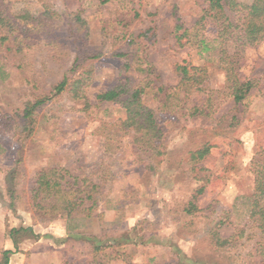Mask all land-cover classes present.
Here are the masks:
<instances>
[{
    "label": "rangeland",
    "instance_id": "rangeland-1",
    "mask_svg": "<svg viewBox=\"0 0 264 264\" xmlns=\"http://www.w3.org/2000/svg\"><path fill=\"white\" fill-rule=\"evenodd\" d=\"M101 2L0 0V13L19 26L13 35L0 27V39L10 37L4 45L0 42V248L13 252L11 264H259V233L247 224L254 187L251 164L264 151V98L256 90L242 104L223 101L211 117L187 116L192 100L185 109H163L157 90L162 87L169 93L179 86V65L205 68L213 91L221 93L225 87L218 43L209 44L212 51L201 54L196 32L189 34L192 41L185 46L176 38L177 24L189 31L194 28L204 0ZM26 12L57 14L55 28L77 15L85 22L74 21L68 27L85 33L88 44L104 54L92 63L95 80L88 89L87 111H82L84 103L63 94L37 112L34 121L22 123L27 104L41 92L49 93L62 78L65 69L59 71L57 62L69 58L63 53L53 60L36 45L25 48L30 50L27 59L33 72L17 69V47L24 46L27 37L38 39L40 32L47 33V26H42L40 32L22 34L16 41L20 17ZM204 34L208 41L215 38L211 25ZM114 52L131 55L128 68L111 56ZM241 74L245 79L264 75V42L245 53ZM120 80L131 87H148L144 103L155 110L163 132L162 162L155 171L133 162L130 138L120 127L126 117L123 105L95 100L98 91ZM109 142H118L119 151L109 154ZM203 146L210 147V155L194 166L189 153ZM58 167L99 184L106 194L99 207L103 216L85 221L72 234L68 220L31 211L26 195L16 202V211L9 209L6 182L13 168L18 170L13 182L21 188L28 187L41 169ZM194 168L201 170L197 177H206L205 181L193 179ZM201 186L204 191L198 195ZM194 196L199 211L188 215L185 208ZM14 228H33L36 238L16 250L8 236ZM103 230L110 231L103 235ZM127 231L135 242L116 246L111 236ZM80 233L100 236L94 240L99 250L89 248ZM214 234L230 243L218 247Z\"/></svg>",
    "mask_w": 264,
    "mask_h": 264
},
{
    "label": "trees",
    "instance_id": "trees-1",
    "mask_svg": "<svg viewBox=\"0 0 264 264\" xmlns=\"http://www.w3.org/2000/svg\"><path fill=\"white\" fill-rule=\"evenodd\" d=\"M122 0H102L101 4ZM124 1V0H123ZM127 2V1H126ZM205 7L202 16L196 22L194 28L189 31L182 24L176 25V38L181 46L189 44L190 33L196 32V45L201 54L212 51L209 44L218 43L220 68L225 73L226 81L223 92H216L210 89L208 84L209 76L205 68L192 65H179L180 83L179 86L165 93L164 88L157 90L161 99L163 109L174 112L185 109L184 105L193 101V106L188 108L189 117H211L223 101L232 100L235 104H242L253 91H259L264 98V75L251 79L241 76L244 55L249 49H255L264 42V0H252L251 5L241 4L237 0H204ZM177 22L180 18L174 11ZM54 17L57 14L45 12L41 14L23 13L21 18V33L16 38L20 41L22 34L40 32L42 26L46 27L47 33L42 34L38 39L31 37L26 39L24 46H18L15 56L18 57L17 69L23 73L33 72V63L30 59V50L25 48L35 47L47 54L48 58L56 60L62 54L69 55L67 62L59 63V71L65 69L62 78L51 86L49 93H40L34 101L27 104L24 110L22 123L35 120L36 113L45 105L57 97L66 94L76 102L84 103L82 111H87L91 106L88 89L94 82L92 63L104 57L100 50L93 49L87 42V35L76 31L74 26L69 24L76 21L81 24L85 22L80 16H73L68 19L67 25L54 27ZM211 25L215 30V38L208 41L205 38V31ZM56 26V25H55ZM0 27L7 29L8 34L13 35L19 31V26L14 21L8 20L0 13ZM16 27V28H14ZM9 36L0 39L2 45L9 40ZM73 38V39H72ZM187 41L183 43L182 41ZM72 53V54H71ZM70 56L73 57L69 65ZM112 57L123 60L125 68L129 67V53H112ZM69 65V66H68ZM67 66V67H66ZM145 71L149 72L146 65ZM244 78V79H242ZM128 81V80H126ZM34 89H39L37 83H33ZM148 87H131L125 81H119L107 90L98 91L95 100L99 103H120L123 105L126 117L120 127L123 134L129 136L133 162L139 163L145 169L155 171L161 164L159 157L161 145L159 144L163 132L159 128L156 112L144 103V97ZM225 97V100L221 96ZM25 126V124H23ZM118 126V125H117ZM27 125L24 127L26 130ZM120 149L118 142H109L107 152L115 153ZM189 161L197 166L205 161L210 155V147L203 146L190 151ZM253 174V192L249 203L248 227L257 230L259 240L256 242L259 264H264V151L256 157L251 164ZM202 169V168H201ZM201 170L194 168L193 174L197 181H205L198 178L197 173ZM18 172L13 168L7 176L6 192L9 200V209L17 210L16 202L23 199L22 195L28 196L29 209L33 212H42L51 216H59L68 220V231L70 234L79 229L85 221L99 220L103 213H99L100 203L106 194L103 187L87 179L80 180L66 168H44L36 173L35 179L28 187L19 188V183L13 179ZM108 175L111 171L108 170ZM204 187L198 188L197 194H203ZM197 197L194 196L185 208L188 215H194L199 211ZM110 230H103L102 234ZM134 232V230H133ZM112 234H116L110 232ZM81 240L91 244L89 248L99 250L94 240L101 239L97 235H86L80 233ZM9 239L13 242L15 249L25 241L36 238L33 228L10 229ZM218 247H226L229 240H222L218 234H214ZM116 241V246L127 245L135 239L131 232L127 231L122 235L111 236ZM135 242V241H134ZM11 250L0 248V264H11Z\"/></svg>",
    "mask_w": 264,
    "mask_h": 264
}]
</instances>
